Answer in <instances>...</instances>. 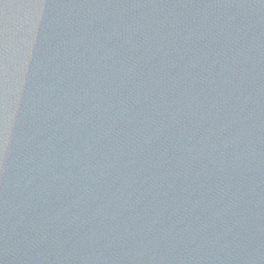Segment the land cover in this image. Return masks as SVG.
<instances>
[{"label": "water", "instance_id": "obj_1", "mask_svg": "<svg viewBox=\"0 0 264 264\" xmlns=\"http://www.w3.org/2000/svg\"><path fill=\"white\" fill-rule=\"evenodd\" d=\"M0 264H264V0H0Z\"/></svg>", "mask_w": 264, "mask_h": 264}]
</instances>
